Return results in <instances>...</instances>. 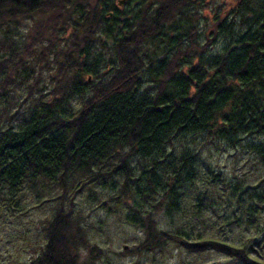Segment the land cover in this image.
<instances>
[{"label": "trees", "instance_id": "16d2710c", "mask_svg": "<svg viewBox=\"0 0 264 264\" xmlns=\"http://www.w3.org/2000/svg\"><path fill=\"white\" fill-rule=\"evenodd\" d=\"M103 1L0 0V227L30 202L41 214L32 256L0 251V264H96L104 250L82 199L142 233L122 255L213 251L226 258L217 264H264V228L235 244L160 226L187 192L211 207L214 194L195 186L200 153L223 142L248 154L256 182L214 181L216 197L241 210L234 225L264 223V0H233L205 41L204 0H140L131 19L108 17ZM22 20L18 45L4 29Z\"/></svg>", "mask_w": 264, "mask_h": 264}, {"label": "rangeland", "instance_id": "374dc122", "mask_svg": "<svg viewBox=\"0 0 264 264\" xmlns=\"http://www.w3.org/2000/svg\"><path fill=\"white\" fill-rule=\"evenodd\" d=\"M261 1L252 0V6L258 5ZM151 2L152 0H142V4H151ZM201 2L200 4L203 3ZM204 4L205 6L198 8V13L201 15V18L197 21L198 31L201 32L200 37L203 41L206 40L207 33L212 32V24L215 21V16L219 15L224 17L231 15L236 6V2L233 0H204ZM129 9L128 6L123 8V13L129 15ZM26 21H11L4 29L18 45H21L24 41L23 35L26 30ZM177 27L181 31L180 33L183 34L185 25L179 22ZM105 41L106 46L110 47L112 42L108 38ZM225 42L226 38L224 35L219 36L210 50L212 52L220 51L223 49ZM149 46L152 48L150 54L158 56L161 53L163 45H158V42H155L150 43ZM104 53L108 56L110 52L109 50H104ZM247 157L248 154L243 148L237 146L234 149L224 142L217 148L213 147L208 151L204 149L200 153V162L198 165L200 175L195 186L214 194V201L211 202V207L195 205V203H192V201H196L192 197V191L187 192L184 198L189 201L180 202L182 206L180 212L174 213L171 218L161 215L160 219L162 220L160 226L181 233L185 238L189 239L210 236L235 244L250 242V240L255 239L257 242L264 228L262 226L264 223L260 224V228L249 227L247 229L244 226L234 225L232 220L235 217H241V210L232 205L226 206L221 203L220 198L216 197L218 196L217 188L213 183L221 179L226 182H233L236 177H242L244 175L246 177V181H243L244 184H254L256 181L250 178L248 174L250 165H244L246 164ZM78 204L88 213V219L86 221L87 225H90L88 227L93 235V241L104 250L101 260L97 261L96 264H217L226 259L223 255L213 251H208L199 256L179 255L177 250H172L173 252L171 254L165 256H151L149 254L143 256H138L137 254L122 255L120 252L124 249L125 245H127L126 250L134 247V244L141 239L142 233L134 226L122 222L118 215H107L104 210H99L97 203L93 200L90 202L82 199L79 200ZM235 210L239 212H234ZM18 215H9L3 223V228L0 227V251H3V255L11 253L18 255L21 259H29L32 255H30L31 250L30 246H27V243L33 244L35 241V226L41 214L35 213L33 203L30 202L26 205V209ZM10 235H15V244L10 239ZM17 244H20V248H17ZM22 246L25 247L22 248ZM138 260L140 262L135 263Z\"/></svg>", "mask_w": 264, "mask_h": 264}, {"label": "flooded vegetation", "instance_id": "af4514ba", "mask_svg": "<svg viewBox=\"0 0 264 264\" xmlns=\"http://www.w3.org/2000/svg\"><path fill=\"white\" fill-rule=\"evenodd\" d=\"M38 4V3H37ZM103 4L105 6H109V10L105 11V14L108 17H111L112 15H117V14H122L123 13V8L125 7H129V13L130 11L132 12L134 9H137L138 7H140V0H107V1H103ZM128 19H131V16H127ZM118 20H122V18H117ZM102 40L105 41V39H107V37H105V35H101L100 36ZM111 42V39H108Z\"/></svg>", "mask_w": 264, "mask_h": 264}]
</instances>
